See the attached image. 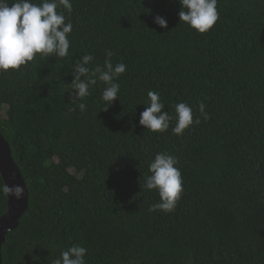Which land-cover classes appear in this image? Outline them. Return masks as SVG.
Segmentation results:
<instances>
[{
    "label": "trees",
    "instance_id": "obj_1",
    "mask_svg": "<svg viewBox=\"0 0 264 264\" xmlns=\"http://www.w3.org/2000/svg\"><path fill=\"white\" fill-rule=\"evenodd\" d=\"M71 3V13L57 9L73 26L67 57L37 54L0 72V132L28 192L3 264H54L73 245L87 248L85 264H264V0H218L219 19L202 34L179 22L178 0ZM106 51L126 65L118 98L102 101L97 80L70 103L74 65L90 54L88 67H103ZM149 91L173 117L165 132L139 124ZM180 102L200 123L177 136ZM157 153L181 172L170 213L149 211ZM6 204L0 192V216Z\"/></svg>",
    "mask_w": 264,
    "mask_h": 264
},
{
    "label": "clouds",
    "instance_id": "obj_2",
    "mask_svg": "<svg viewBox=\"0 0 264 264\" xmlns=\"http://www.w3.org/2000/svg\"><path fill=\"white\" fill-rule=\"evenodd\" d=\"M180 10L179 22H184L198 33L209 31L219 19L217 11L218 0H178ZM58 8L72 11L71 0H43L42 4H34L32 0H0V72L19 70L28 62L35 59L37 54L43 57L55 56L64 58L69 55L70 41L68 34L72 32V23L66 22L63 12ZM154 23L160 28L167 27V21L161 16L154 18ZM111 51H106L103 67L96 65L94 69L88 67L93 61L92 55L82 57L80 63L73 67L70 103L83 101L88 97L90 88L102 81L104 87L102 101L111 105L118 98L119 83L115 81L126 71L124 63L113 65ZM147 107L140 113L139 124L152 132H165L169 129L172 116L164 111L165 105L158 92L147 93ZM86 104L81 102L78 108L86 111ZM206 105L199 104L200 115L207 120ZM70 108L69 112L75 111ZM175 127L173 133L180 136L193 124H199L200 118L193 117L192 108L180 102L175 105ZM178 160L168 153H157L149 164V172L145 178V188L156 190L159 202L153 204L149 211L161 210L165 213L173 212L183 192L181 172L176 167ZM0 192L6 196L19 200L23 196V189L19 185L9 187L0 185ZM87 248L73 245L61 253V257L54 264H85L84 257Z\"/></svg>",
    "mask_w": 264,
    "mask_h": 264
},
{
    "label": "water",
    "instance_id": "obj_3",
    "mask_svg": "<svg viewBox=\"0 0 264 264\" xmlns=\"http://www.w3.org/2000/svg\"><path fill=\"white\" fill-rule=\"evenodd\" d=\"M0 174L4 184L9 187L19 185L23 189V196L17 200L7 196V204L4 213L0 216V264H3L1 248L7 233L18 226L22 214L27 209L28 192L25 180L14 162L10 147L0 132Z\"/></svg>",
    "mask_w": 264,
    "mask_h": 264
},
{
    "label": "rangeland",
    "instance_id": "obj_4",
    "mask_svg": "<svg viewBox=\"0 0 264 264\" xmlns=\"http://www.w3.org/2000/svg\"><path fill=\"white\" fill-rule=\"evenodd\" d=\"M5 109H6V107L4 106V107H3V110H5ZM2 112H3V111H2Z\"/></svg>",
    "mask_w": 264,
    "mask_h": 264
}]
</instances>
